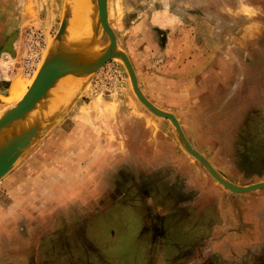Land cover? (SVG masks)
<instances>
[{"label": "rangeland", "instance_id": "1", "mask_svg": "<svg viewBox=\"0 0 264 264\" xmlns=\"http://www.w3.org/2000/svg\"><path fill=\"white\" fill-rule=\"evenodd\" d=\"M63 1L0 0V18L19 22L0 45V114L17 101L12 79L31 83ZM107 7L114 54L60 84L69 105L0 178V264H264V188L218 182L138 99L119 55L221 176L264 181V0ZM95 38L106 48L100 26Z\"/></svg>", "mask_w": 264, "mask_h": 264}, {"label": "water", "instance_id": "2", "mask_svg": "<svg viewBox=\"0 0 264 264\" xmlns=\"http://www.w3.org/2000/svg\"><path fill=\"white\" fill-rule=\"evenodd\" d=\"M97 3V16H95V12L93 9V0L92 3V25L94 26L92 31V39L95 40L96 33L98 31V26L102 28L108 34L109 42L106 48L103 50H99V54L93 58L90 62L85 65H80L77 63L67 64L64 61L62 55L58 53H47V57L43 58L40 66L38 67L31 83L27 87V91L22 96V98L13 103L7 109H5L0 114V129L8 124L15 122L19 119H23L27 113L33 109L39 110L42 108L44 103L47 101L50 94L53 92V87L59 83L60 81H65V79L70 78H84L94 74V72L108 59L114 54V49L116 45V39L114 37V33L109 26L108 23V7H107V0H96ZM69 6V8H68ZM71 2L68 3V14L63 12V20L61 25L56 32V35L53 38L51 43H54L58 38H61L64 35V31L68 23L71 21ZM73 10V8H72ZM62 27H64L62 29ZM96 43V41H95ZM96 45V44H95ZM121 59L123 60L129 75L131 77L133 89L138 97V99L154 114L158 116H163L168 118L173 126L175 127L176 131L178 132L180 138L183 141L184 147L193 157L199 160L208 170V172L221 184L226 186L227 188L231 189L234 192H246L258 188H264V181L254 182L248 185H236L233 182L229 181L228 179L221 176L212 166L210 162H208L195 148H193L185 136L182 133L180 124L176 116L168 111H164L158 109L151 105L140 93L138 89V84L136 81V75L133 70V67L123 52H119ZM71 80V79H70ZM79 88V87H78ZM78 88L75 92L78 91ZM73 92V93H75ZM72 94L70 95L68 102L63 105L56 115H54L51 119L46 121L41 128L39 129L38 133L34 137H30L29 134H24L18 138H16L13 142L4 144L0 148V178L3 177L14 165V163L18 160L24 149L29 146L32 142L37 140L43 132L47 129L48 124L53 121L57 116H59L66 106L69 105L70 99Z\"/></svg>", "mask_w": 264, "mask_h": 264}, {"label": "bare ground", "instance_id": "3", "mask_svg": "<svg viewBox=\"0 0 264 264\" xmlns=\"http://www.w3.org/2000/svg\"><path fill=\"white\" fill-rule=\"evenodd\" d=\"M65 2V0L63 1ZM71 2V21L65 28L64 35L55 39L54 43H49L42 58L47 57V53H58L62 55L65 63H77L85 65L99 54V47L96 46L95 40L92 39L93 23L91 18L92 0H88L90 8V19L87 14L86 0H68L63 5V12L68 14V3ZM73 8V10H72ZM93 9L97 16V3L93 0ZM92 27V29H91ZM64 27H62L63 29ZM73 80L65 79L60 81L53 87L52 94L49 95L47 101L41 109H31L23 119L8 124L0 129V148L7 143L13 142L16 138L29 134L30 137L36 136L41 126L46 122L48 117L58 112L65 102L69 99V90L60 84H68ZM27 91V83L19 77L12 79L8 88V100L19 101ZM16 101V102H17Z\"/></svg>", "mask_w": 264, "mask_h": 264}, {"label": "crops", "instance_id": "4", "mask_svg": "<svg viewBox=\"0 0 264 264\" xmlns=\"http://www.w3.org/2000/svg\"><path fill=\"white\" fill-rule=\"evenodd\" d=\"M16 25H19V22L17 23V21H11L7 18H0V45L7 41H11V36L17 29ZM130 262L137 263L138 258L136 257L130 260Z\"/></svg>", "mask_w": 264, "mask_h": 264}, {"label": "built area", "instance_id": "5", "mask_svg": "<svg viewBox=\"0 0 264 264\" xmlns=\"http://www.w3.org/2000/svg\"><path fill=\"white\" fill-rule=\"evenodd\" d=\"M36 38H37V39H41V34L38 33V34L36 35Z\"/></svg>", "mask_w": 264, "mask_h": 264}, {"label": "flooded vegetation", "instance_id": "6", "mask_svg": "<svg viewBox=\"0 0 264 264\" xmlns=\"http://www.w3.org/2000/svg\"><path fill=\"white\" fill-rule=\"evenodd\" d=\"M7 42H9V41H7Z\"/></svg>", "mask_w": 264, "mask_h": 264}]
</instances>
